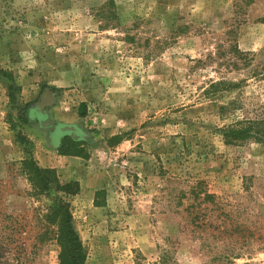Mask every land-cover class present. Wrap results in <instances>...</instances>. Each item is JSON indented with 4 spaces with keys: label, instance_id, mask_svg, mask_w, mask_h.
<instances>
[{
    "label": "rangeland",
    "instance_id": "374dc122",
    "mask_svg": "<svg viewBox=\"0 0 264 264\" xmlns=\"http://www.w3.org/2000/svg\"><path fill=\"white\" fill-rule=\"evenodd\" d=\"M43 94L91 134L93 202L34 186ZM243 118L264 0H0V264H59L60 198L86 264H264V141L224 137Z\"/></svg>",
    "mask_w": 264,
    "mask_h": 264
},
{
    "label": "crops",
    "instance_id": "0c3cea01",
    "mask_svg": "<svg viewBox=\"0 0 264 264\" xmlns=\"http://www.w3.org/2000/svg\"><path fill=\"white\" fill-rule=\"evenodd\" d=\"M55 104L51 95L43 94L37 102L27 107L26 119L36 134L33 142L37 164L43 169L55 170L67 183H80V194L91 197L93 202L101 187H96L95 178H91V134L78 123L75 116L67 113L60 116ZM65 137L79 142L88 157L59 155L58 150Z\"/></svg>",
    "mask_w": 264,
    "mask_h": 264
},
{
    "label": "trees",
    "instance_id": "16d2710c",
    "mask_svg": "<svg viewBox=\"0 0 264 264\" xmlns=\"http://www.w3.org/2000/svg\"><path fill=\"white\" fill-rule=\"evenodd\" d=\"M222 85L224 86L225 83H219L216 86ZM224 88L227 89V87ZM224 137L227 143L232 144L242 143L250 139L264 141V118H243L234 125L227 127L224 130ZM80 146L79 142L70 137H65L58 154L61 156L88 157ZM30 165L33 175H36V182L39 183V185L35 184V187L47 191L53 183H56L57 174L55 170L43 169L35 161H31ZM79 186L77 182L69 183L59 186L58 191L66 196H75L80 191ZM46 222L56 228L55 240L60 251L59 264H86V251L74 227L70 204L60 198L46 215Z\"/></svg>",
    "mask_w": 264,
    "mask_h": 264
}]
</instances>
